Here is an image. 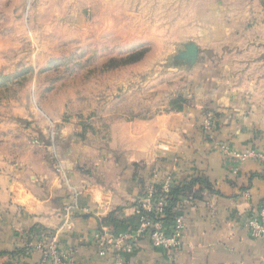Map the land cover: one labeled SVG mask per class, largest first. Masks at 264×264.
Returning <instances> with one entry per match:
<instances>
[{"label":"crops","instance_id":"crops-1","mask_svg":"<svg viewBox=\"0 0 264 264\" xmlns=\"http://www.w3.org/2000/svg\"><path fill=\"white\" fill-rule=\"evenodd\" d=\"M188 2L183 17L195 26L185 39L199 57L210 55V72L195 73L182 109L115 116L86 131L64 125L52 155L39 147L0 159V264H35L40 254L29 244L49 232L60 246L75 247L70 264H109L90 242L95 230L131 227L148 185L197 178L204 184L179 193L173 208L184 215L183 247L169 257L144 238L132 264H264V238L244 226L264 196V164L248 159L230 174L201 129L210 111L217 138L240 150L264 149V0Z\"/></svg>","mask_w":264,"mask_h":264},{"label":"rangeland","instance_id":"rangeland-1","mask_svg":"<svg viewBox=\"0 0 264 264\" xmlns=\"http://www.w3.org/2000/svg\"><path fill=\"white\" fill-rule=\"evenodd\" d=\"M182 3L0 0V159L39 147L52 155L64 125L101 128L115 116L183 108L210 55L177 56L195 26Z\"/></svg>","mask_w":264,"mask_h":264},{"label":"built area","instance_id":"built-area-1","mask_svg":"<svg viewBox=\"0 0 264 264\" xmlns=\"http://www.w3.org/2000/svg\"><path fill=\"white\" fill-rule=\"evenodd\" d=\"M205 132L214 141L215 148L220 152L223 161L232 175H236L240 163L245 160H258L264 164V149L247 148L240 150L217 141L214 123L206 114L202 120ZM174 181L150 184L143 189L134 204L133 214L136 222L125 230L114 232L112 229L100 226L90 236V242L96 247V254L107 259L109 264H132L139 243L147 238L150 245L171 257L184 245L186 224L181 212L174 214L171 219L167 216L168 200ZM252 238H264V196L251 209L244 221ZM56 236L42 233L33 238L29 246L38 251L39 259L35 264H70L75 254L74 246H60Z\"/></svg>","mask_w":264,"mask_h":264},{"label":"trees","instance_id":"trees-1","mask_svg":"<svg viewBox=\"0 0 264 264\" xmlns=\"http://www.w3.org/2000/svg\"><path fill=\"white\" fill-rule=\"evenodd\" d=\"M183 102H185V100L183 99ZM182 107L179 106L178 109L180 110ZM196 182H201L204 184L203 180L201 178H197V179H194V180H191L190 182L188 183H185V184H176L175 186H173V188L171 189V197L169 198L168 200V206L166 207L167 209V216H168V219H171L174 214L178 213L177 210H173V208L175 207L176 203H177V196L179 193H182L184 191H187L189 190L194 183ZM118 224H116L114 227H113V231L116 232V231H120L121 228L120 227H117Z\"/></svg>","mask_w":264,"mask_h":264},{"label":"water","instance_id":"water-1","mask_svg":"<svg viewBox=\"0 0 264 264\" xmlns=\"http://www.w3.org/2000/svg\"><path fill=\"white\" fill-rule=\"evenodd\" d=\"M198 50L194 42H184L182 48L177 51V56L186 60L185 62H194L197 58Z\"/></svg>","mask_w":264,"mask_h":264}]
</instances>
